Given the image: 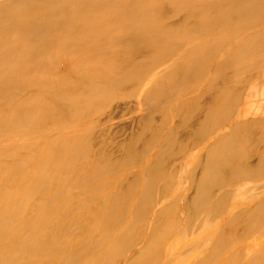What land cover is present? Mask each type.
<instances>
[{
  "label": "bare ground",
  "instance_id": "obj_1",
  "mask_svg": "<svg viewBox=\"0 0 264 264\" xmlns=\"http://www.w3.org/2000/svg\"><path fill=\"white\" fill-rule=\"evenodd\" d=\"M57 12L64 21L54 19ZM188 12L203 16L176 27L174 20ZM68 66L84 70L75 80L81 83L69 80L76 73L64 70ZM129 82L134 94L156 103L154 112L160 103L171 112L166 103L183 86L196 93L173 117L182 128L178 140L170 133L155 157L143 156L135 164L134 143L111 160L94 152L83 124L91 108L108 105L113 92ZM25 85L33 87L31 101L10 103L13 91ZM245 109L257 120L240 121L185 171V160L179 162L174 153L183 145L178 143L207 137ZM164 115L153 116L149 136L162 133ZM10 125L38 131L40 138L14 155L20 172L11 180L17 187L0 193V248H5L0 264H18L17 258L27 264L48 258L55 264H240L243 249V264H264V229L252 246L243 240L264 220V0H5L0 3V130ZM76 168L84 170L81 182L91 199L77 212L84 224L72 247H63L66 258L54 260L44 253L39 233L50 227L56 237L61 209L67 204L74 209L68 175ZM182 189L185 195L178 194ZM35 194L44 196L48 210L36 207L41 203L22 209L27 219L38 215L39 231L20 241V223L11 218ZM232 195L237 199L228 205ZM164 196L171 202L152 213ZM143 230L149 241L120 260ZM163 255L167 259L159 260Z\"/></svg>",
  "mask_w": 264,
  "mask_h": 264
},
{
  "label": "rangeland",
  "instance_id": "obj_2",
  "mask_svg": "<svg viewBox=\"0 0 264 264\" xmlns=\"http://www.w3.org/2000/svg\"><path fill=\"white\" fill-rule=\"evenodd\" d=\"M3 1H5V0H0V3H2ZM7 1H9V0H7ZM56 14L57 15L54 16V19L59 20V21H64V19H62V17H61L60 12H57ZM202 16L203 15L200 14V12H188V13L182 15L181 17H177L174 20V23H175V26L177 25L176 27H178V26L182 25L184 22L193 23V21L199 19ZM28 18H29V16H28ZM28 18L26 15L25 20H28ZM79 28H80V26L77 27V30H80ZM50 50H51L50 48L44 49L45 53H48ZM26 64H30V62L27 61ZM58 67L61 68V66H58ZM65 69L69 70V72H74V74L76 73L75 75H73V76L70 75V77H69L70 81L75 82L74 84L80 82V81H75V80H77V79L80 80L81 78H83L82 74H83L84 70L79 69V68H73L70 66L64 68V70ZM53 80L51 82H53ZM73 82H71V83H73ZM64 83L59 84L62 87V89L66 88V86H67ZM129 83H130L129 85L127 83L124 86L120 87L119 89L117 88V90H119V91L113 92V97L111 98V101L108 103V105H101L100 107L93 108V109L91 108L89 110L90 113L87 114V116L85 117L86 122L85 121L83 122V124L85 126V130H90V132L88 134V138H89V141L92 143V149L94 148L93 149L94 152L97 153L100 150L99 152H101V154L103 153L104 155H106L111 160L120 159L124 155V153L122 152L123 148L125 146H126V148L131 147L129 144L132 145V143H134L133 145H135L134 149H136V148L137 149L135 151H133L134 153L135 152L136 153L134 154L132 152L133 156H130V157H132V159L135 161L136 159L143 158V156H148L149 158L155 157L156 156L155 153L158 152V148L162 147L161 144L164 143L165 139L167 138V136L170 133L172 134V136L174 134V137H176V139L174 138V140H178L179 135H176V134L182 128L179 127L178 122H176L174 118H176V116L180 114L178 112L180 107H182L183 105H185V106L189 105L188 103L191 102L192 99H195V96H196V93L193 90L191 92H189L188 91L189 88L186 86H183L182 88L176 90V92L174 93L175 99H171V101L166 103V104H168V106L171 107V112H165L167 110L164 107V104H161V103L158 104V106H156L157 112H154L152 106L156 105V103H153L151 105V101L149 99L147 100V99H145V97L141 98V96L138 95V94H140L139 92L137 94H134V90H135L134 82H129ZM223 84L224 83H222L221 85H223ZM219 85L220 84H218V86ZM32 88L33 87H29V86L25 85V86H22L21 89H17L15 91H13L12 94H13V96H15V98H14V100L11 99L10 103L21 104V105L29 103L31 101V99H28V97H29L30 93L32 92ZM129 90L133 91L132 95H130L128 93ZM214 90H216V88ZM192 94L194 95V98L191 96ZM121 97H123V98H121ZM10 98H12V97H10ZM22 98H23V100H22ZM128 98H130V99H128ZM188 99H190V100H188ZM113 100L115 102H114V104H111ZM177 100H178V102H177ZM187 100H188V103H187ZM183 102H184V104H183ZM240 106L241 105H239L237 109H240ZM164 113H165V115H164ZM175 113H176V115H175ZM97 115H99V116H97ZM155 115L156 116L157 115H164L166 118H168L164 124L165 126L167 124L168 125L166 127L165 126L161 127L162 133L157 132L154 135L151 134L152 136H149L150 132H149L148 128L150 129V128L154 127L155 121L153 120V116H155ZM87 117L88 118L91 117V119H88ZM97 117H98V121L94 122V120H97ZM246 118H247V120H246ZM257 118H258L257 115L249 114L248 109H245L243 111V113L238 118H236V115L231 114L230 118L227 121L226 120L222 121L220 123V125H218L219 127L218 126L215 127V131H213L212 134H208L207 137H205V138L203 137L204 138V139L202 138L203 140L200 138V139H198V141L196 140L197 141V143H196V141L193 140V138L189 137V139H188V137H186V141L184 140V141L178 143L179 145H182V143H183L182 147L178 146V144L176 143L177 145H175V148L178 146L176 148L178 151L174 150V153L176 152V155L179 153L177 155V157L180 155L179 156V158H180L179 162L185 160L183 162L184 165L182 164L185 171L188 168L191 169L193 167H196V163L198 162V159H199V158L197 159V157L194 158L196 155L200 156L201 152L205 153L207 151L208 146H211L216 140L223 139L225 136H227L229 134V132L235 126L240 127L241 126V125H239V123H241L240 121L243 120L242 121L243 123H246L249 121L252 122L253 120H257ZM90 121L93 123L91 124ZM25 124H23V125H25ZM222 128H223V130H222ZM6 130L7 131L0 130V193L5 194V195H7L6 193L12 192V190L17 187V185H15V182L12 184V182L14 180L13 181L11 180V176H14L20 172L13 165L14 163L12 161L15 158L14 155H20V153L22 152L23 149H28V147L31 146V144L36 139L40 138L39 134L37 133L38 131L37 132L36 131L27 132V130H25L24 127L19 131H15L13 129V126L10 125L9 129H6ZM141 130H143V131H141ZM164 135H166V136L164 137ZM211 136H213V137L211 138ZM137 140H138V142H137ZM138 143H140L139 146H138ZM156 147H157V149H156ZM179 147H181L182 149ZM124 150H125V148H124ZM155 150H156V152H155ZM159 151H160V149H159ZM138 152L139 153L141 152L140 155L138 154ZM152 154H153V156H152ZM192 157L194 159H192ZM162 158H163V156H160L161 161H163ZM173 159H175V158H173ZM138 161L139 160H136L134 162V164ZM190 161H192V162L190 163ZM194 161H196V162L194 163ZM163 162H167V161H163ZM133 168H134V165H133ZM185 171H182V174H184ZM83 172H84V170H80V169L76 168L73 171H71L68 175L69 184L72 185V187H73L71 190V197L69 199V203H71L72 206H74V209L72 210V207L70 208L69 204H67L66 208L61 209L60 215L58 216V218L56 220V221H58L57 228L55 226V229L53 231V233L56 237H53L49 234V232L52 231L50 227L43 228L41 230L42 233H39V235H40L39 244L42 245L44 253H48L46 256H48L52 259H53V257H55L54 260L62 261L63 259L66 258V254H65L66 252L63 250V247L66 248L67 243H69L70 246L72 247V243L74 241H76V239H77L74 236L79 231L80 226L82 224H84V222H82L83 218L79 217L77 212H79V210H84L82 208H84L85 203L88 201V199H91V197H90L89 192H87V189L84 187V185L81 182V176H82ZM194 172L197 173V171H194ZM177 174L179 177H181V175H182L181 173H177ZM178 176L176 178H179ZM263 180H264V178H263ZM250 190H252L251 191L252 195L254 194L253 190L256 191L255 194L253 195V197H257L258 191L256 189H250ZM178 194L185 195V191H183V189H182L181 191H179ZM165 197L166 196H164L159 202H157L154 205V207L151 209L152 213H154L157 209H160L161 207L168 205L171 202L170 197H166V198ZM42 198H44V196H39V195L35 194V196H32L26 204L16 208L17 211L13 215L11 220L13 221V223L14 222H16L18 224L20 223L19 231L17 233L18 236L20 235V241H24V240L28 239L30 236L34 235L36 232L38 234L39 228H37V226L35 225L37 218H38V215L35 214V215L31 216L29 219H27V218H25V215H24L22 209H25V208H28L29 206H33V205H37V204L41 203L39 206H36V207H41L43 211L48 210V208L46 206H44L43 203L41 202ZM165 199H167V200H165ZM236 199H237V197L235 195H232L231 199H229V198L227 199V200H230L227 202V204L228 205L231 204ZM176 204H177V209L175 211V214L177 217H179L182 214L180 212L181 203L177 202ZM156 206H159V207H156ZM151 211L149 213H151ZM76 213H77L78 217H77V220L74 222V220H75L74 216ZM179 213H180V215H179ZM146 221L147 222L145 224L148 225L150 220L146 219ZM144 222H145L144 220L137 222L136 229H139ZM258 223L259 224L253 230L252 229L250 230V232L248 233V236L245 239H243L250 246H252L253 239L258 238L260 236V234H259L260 230L264 229L263 228L264 227V220L260 221ZM178 226H179L178 228L183 227L182 223H179ZM57 230H58V233H57ZM149 239H150V235L148 234V231L143 230L142 234L138 235V238L136 239V241L134 243H132L130 245V247L128 246L127 249H125L120 254V256H119L120 260L123 258H127L131 252L142 247L147 240L149 241ZM234 248H236V247H234ZM4 249L5 248H0V250H4ZM241 251H242L241 252L242 255L240 254V256H239L240 257L239 263L243 264V261L246 258L247 253H246L245 249H243ZM171 256H175L174 251L171 253ZM179 256H180V253H179ZM179 256H177V257H179ZM57 257H58V259H57ZM164 259H167L166 255H163L161 257V259H159V260L163 261ZM15 261H17L18 264H27L26 260L20 261L17 258ZM55 263H56V261L55 262L51 261L48 258L47 262H44V263L41 262L40 264H55ZM115 264H125V263L117 262Z\"/></svg>",
  "mask_w": 264,
  "mask_h": 264
}]
</instances>
